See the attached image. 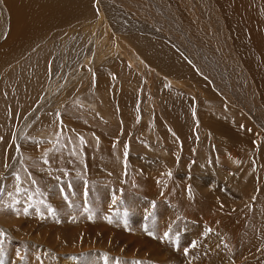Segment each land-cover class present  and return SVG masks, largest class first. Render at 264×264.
I'll return each instance as SVG.
<instances>
[{
    "label": "rangeland",
    "instance_id": "374dc122",
    "mask_svg": "<svg viewBox=\"0 0 264 264\" xmlns=\"http://www.w3.org/2000/svg\"><path fill=\"white\" fill-rule=\"evenodd\" d=\"M82 13L0 54V264H264V69L223 0Z\"/></svg>",
    "mask_w": 264,
    "mask_h": 264
},
{
    "label": "bare ground",
    "instance_id": "6f19581e",
    "mask_svg": "<svg viewBox=\"0 0 264 264\" xmlns=\"http://www.w3.org/2000/svg\"><path fill=\"white\" fill-rule=\"evenodd\" d=\"M223 2L225 4V12L228 14V18L238 26V31H236L235 33H239L238 39L236 38L235 34L231 35L230 37L228 35V42L230 44L232 42L234 48H236V50L233 49L235 50V54H237L238 48L241 50L242 47V49L244 50L245 44L247 50V59L248 61L252 60V64L250 62L249 64H247L246 60L243 57L244 62L246 66L248 65V71L252 74L251 81L254 83V90L256 91L257 89L258 95H263L261 94L263 82L261 80L260 65H262L264 69V12L260 11H264V0H223ZM85 4L86 0H0V10L3 15V19H0V24H2L1 34L3 33V36L5 37L4 41L2 42L1 40H3V38L0 39V54L8 55L9 59H12L10 61H17L26 57H28L29 59L34 58L36 55V46L37 44L39 45L40 42L44 41H41V39L47 35V30L53 28L55 26V23H58L60 21L63 22V17H65V14L68 12L70 15L66 14L67 18L68 16H71L72 12L74 13V15L76 12L78 14L79 12L82 13ZM113 14L115 13L113 12ZM230 33L231 32H229V34ZM239 39L241 40V43L238 42ZM236 41L237 46L234 45ZM248 44L251 46V52H249ZM6 62L8 61H4L3 63ZM3 63H0V65ZM154 64H157V62ZM182 69L183 67L181 68V70ZM176 71H179V69L177 70L176 68ZM182 71L180 72L181 74L184 73ZM249 78L250 77H248V79ZM262 92L264 93V90ZM11 100L13 99L11 98ZM9 104L11 105V103ZM29 105L30 104H28V106ZM220 123L221 122H219L218 120H209V122H207V125L214 132L219 133L220 136L218 137L220 139L223 140L224 138V140H227V144H229L230 146H237L238 148H242L244 144H242L243 140L241 138V132L239 130L232 129V127L229 125H225L222 123L221 125ZM228 130L230 131L231 136L224 133L228 132ZM240 139L242 140V142L239 141ZM60 235L61 237H63V239L60 238L61 240L68 241L70 239L63 233H61Z\"/></svg>",
    "mask_w": 264,
    "mask_h": 264
},
{
    "label": "snow or ice",
    "instance_id": "6c2138e0",
    "mask_svg": "<svg viewBox=\"0 0 264 264\" xmlns=\"http://www.w3.org/2000/svg\"><path fill=\"white\" fill-rule=\"evenodd\" d=\"M81 142L83 143V138H81ZM47 156V152L45 153V157ZM43 162L45 163V164H47L48 163V160L45 158L44 160H43ZM20 176L19 175H16V180H17V182H18V185H19V182H20ZM35 183V181L33 180V184ZM3 190L2 189H0V192H2ZM19 191H21V189L19 188V186L17 187V192H19ZM38 191V190H37ZM0 234H2V233H0Z\"/></svg>",
    "mask_w": 264,
    "mask_h": 264
}]
</instances>
